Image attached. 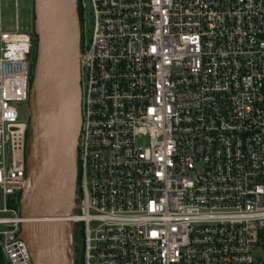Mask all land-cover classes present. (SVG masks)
Returning a JSON list of instances; mask_svg holds the SVG:
<instances>
[{"label":"built area","instance_id":"obj_1","mask_svg":"<svg viewBox=\"0 0 264 264\" xmlns=\"http://www.w3.org/2000/svg\"><path fill=\"white\" fill-rule=\"evenodd\" d=\"M77 2L75 264H264V0ZM16 20L0 0V249L34 264L17 104L37 36Z\"/></svg>","mask_w":264,"mask_h":264},{"label":"water","instance_id":"obj_2","mask_svg":"<svg viewBox=\"0 0 264 264\" xmlns=\"http://www.w3.org/2000/svg\"><path fill=\"white\" fill-rule=\"evenodd\" d=\"M37 58L33 75L23 236L34 264H75V215L81 128V29L77 0H33ZM33 198V204L30 203ZM31 206V208H30Z\"/></svg>","mask_w":264,"mask_h":264},{"label":"rangeland","instance_id":"obj_3","mask_svg":"<svg viewBox=\"0 0 264 264\" xmlns=\"http://www.w3.org/2000/svg\"><path fill=\"white\" fill-rule=\"evenodd\" d=\"M18 9L15 4V0H1L2 5V21H4V27L8 31L14 32L16 30V15H18L20 31L31 32L34 30V4L33 0H17ZM19 111V120L30 122V109L28 103L19 102L17 104ZM32 133V128H31ZM33 198L30 197V200ZM13 216L11 214H6Z\"/></svg>","mask_w":264,"mask_h":264},{"label":"trees","instance_id":"obj_4","mask_svg":"<svg viewBox=\"0 0 264 264\" xmlns=\"http://www.w3.org/2000/svg\"><path fill=\"white\" fill-rule=\"evenodd\" d=\"M35 36H36V35H35ZM0 264H6L1 249H0Z\"/></svg>","mask_w":264,"mask_h":264},{"label":"bare ground","instance_id":"obj_5","mask_svg":"<svg viewBox=\"0 0 264 264\" xmlns=\"http://www.w3.org/2000/svg\"><path fill=\"white\" fill-rule=\"evenodd\" d=\"M30 204L32 205L33 204V199L32 200H30ZM30 208H31V206H30ZM29 221L28 222H35L36 220L35 219H33V218H29L28 219Z\"/></svg>","mask_w":264,"mask_h":264}]
</instances>
